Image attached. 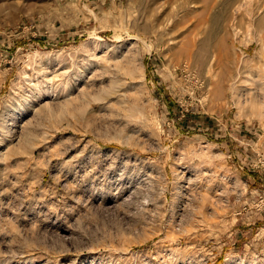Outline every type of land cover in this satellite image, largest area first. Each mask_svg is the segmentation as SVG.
Instances as JSON below:
<instances>
[{
  "label": "rangeland",
  "instance_id": "rangeland-1",
  "mask_svg": "<svg viewBox=\"0 0 264 264\" xmlns=\"http://www.w3.org/2000/svg\"><path fill=\"white\" fill-rule=\"evenodd\" d=\"M0 264H264V0H0Z\"/></svg>",
  "mask_w": 264,
  "mask_h": 264
},
{
  "label": "bare ground",
  "instance_id": "bare-ground-1",
  "mask_svg": "<svg viewBox=\"0 0 264 264\" xmlns=\"http://www.w3.org/2000/svg\"><path fill=\"white\" fill-rule=\"evenodd\" d=\"M205 47V46H204ZM206 49V48H205Z\"/></svg>",
  "mask_w": 264,
  "mask_h": 264
}]
</instances>
